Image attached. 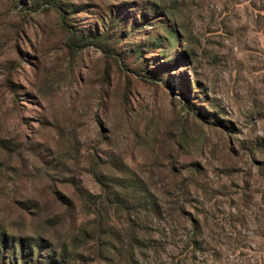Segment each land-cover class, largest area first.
Returning a JSON list of instances; mask_svg holds the SVG:
<instances>
[{
  "label": "rangeland",
  "instance_id": "1",
  "mask_svg": "<svg viewBox=\"0 0 264 264\" xmlns=\"http://www.w3.org/2000/svg\"><path fill=\"white\" fill-rule=\"evenodd\" d=\"M175 6L193 62L191 71L175 66L166 73L165 86L142 76L157 77L159 68L148 60L152 55L145 60L135 52L142 38L121 43L122 61L96 48L73 56L57 16L46 9L25 15L0 0V140L20 144L33 133L38 143L58 145L93 195L101 194L90 172L97 159L107 166L115 157L148 180L164 217L145 227L153 248L135 251L136 264H264V0H176ZM19 52L35 56L33 63L19 64ZM194 80L223 127L188 106L197 97ZM192 165L198 182L185 189L196 180L184 169ZM52 176L28 150L12 156L0 150V222L65 244L68 264H131L125 217L105 205L90 207ZM53 185L73 209L54 202ZM25 197L39 202L41 219L20 216L17 200ZM193 225L200 228L198 248L191 246Z\"/></svg>",
  "mask_w": 264,
  "mask_h": 264
},
{
  "label": "trees",
  "instance_id": "2",
  "mask_svg": "<svg viewBox=\"0 0 264 264\" xmlns=\"http://www.w3.org/2000/svg\"><path fill=\"white\" fill-rule=\"evenodd\" d=\"M22 9L23 14L40 12L46 9L59 18L66 45L73 56L79 55L89 48H96L115 60L122 61L118 47L131 35L142 38L135 52L142 59L145 55L156 61L159 68L156 74H142L147 78H159L169 85L165 74H170L175 66L186 67L192 70L193 53L186 42L180 13L175 6L176 0H148L143 4L136 2L122 3L119 6L99 5L87 0H4ZM85 17V18H83ZM88 22H86L85 20ZM86 22V23H85ZM20 53V63H33L35 58L26 52ZM10 90L17 97V85L9 81ZM191 88L197 90L194 105L188 106L199 118L207 117L208 123L215 127H223L225 120L221 113L214 111V106L202 84L194 80ZM190 88V89H191ZM190 90L186 89L185 93ZM203 103L204 108H199ZM199 108V109H198ZM205 113V114H204ZM207 114V115H206ZM206 115V116H205ZM23 119V118H22ZM24 124L30 126V119H24ZM44 125V122L38 120ZM223 122V123H222ZM30 129V128H29ZM33 133H24L20 144L3 139L0 140V150L9 154H22L28 150L30 159L39 164L42 169L53 173L52 179L73 187L78 197L90 207L100 209L104 205L106 210L121 213L129 224V250L128 257L131 264L138 261L135 251L152 249L153 245L145 236V227L149 222L160 221L164 216L156 194L150 182L135 171L127 167L115 157H109L107 166L101 159L93 163L91 174L101 188L100 195H93L86 191L82 183L73 175L72 157L59 149L58 145L38 143L32 137ZM251 153L255 149L251 148ZM25 154V153H24ZM177 160L171 162V170L178 176ZM184 169L190 170L196 180L187 182L183 186L188 189L191 184L198 182V167L192 165ZM191 187V186H190ZM53 199L60 207L68 211L73 209L74 202L53 185ZM20 216H32L33 221L42 218L38 201L28 197L18 199ZM180 215L185 216L183 205L179 209ZM179 214V213H178ZM200 228L193 225L195 240L192 245H197ZM109 251V243H101ZM68 247L65 244L52 242L38 234H22L11 230L10 227L0 222V264H68Z\"/></svg>",
  "mask_w": 264,
  "mask_h": 264
}]
</instances>
